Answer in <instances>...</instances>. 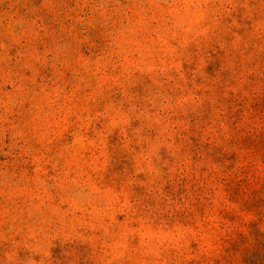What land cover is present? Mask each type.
Here are the masks:
<instances>
[{
	"label": "rangeland",
	"instance_id": "1",
	"mask_svg": "<svg viewBox=\"0 0 264 264\" xmlns=\"http://www.w3.org/2000/svg\"><path fill=\"white\" fill-rule=\"evenodd\" d=\"M0 264H264V0H0Z\"/></svg>",
	"mask_w": 264,
	"mask_h": 264
}]
</instances>
